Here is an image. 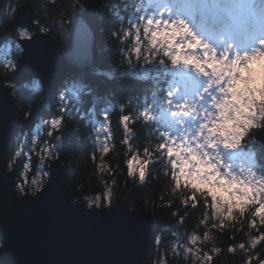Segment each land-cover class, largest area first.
<instances>
[{"label":"snow or ice","instance_id":"obj_1","mask_svg":"<svg viewBox=\"0 0 264 264\" xmlns=\"http://www.w3.org/2000/svg\"><path fill=\"white\" fill-rule=\"evenodd\" d=\"M122 4L123 8L121 4L113 6L121 11H106L99 21H94L79 14L83 5L75 0L67 5L62 0H48L47 4L35 0L30 8L9 6L0 20L6 37L0 44L7 48L0 58V210L8 201L17 204L14 189L25 190L23 184H15L14 177L19 173L13 165L23 158L24 166L30 170L32 155L38 153L40 176L51 174V179L45 187L43 179L38 183L25 178L24 183L38 195L35 201H20L18 206L39 203L73 216L112 219L84 212L79 203L73 207L62 171L53 166L49 170L47 165L49 159L60 158L65 121L73 111L83 112L74 105L91 97L81 119L90 122L94 150L108 154L115 147L108 141L114 137L111 115L119 112L122 146L131 145L136 124H141L155 141L154 148L147 144L143 147L144 159L134 157L139 159L138 171L132 161L128 162L127 176L143 183L148 167L166 161L173 190L187 193L180 201L184 211L203 208L198 221L204 229L202 233L185 229L181 236L179 228L188 217L180 212L171 214L177 223L167 247L174 257L191 259L193 264H215L225 251L234 255L239 249L246 253L244 264H252L253 260L264 264L262 253L255 251L264 244V162L259 158L264 145L257 149L260 141L254 138L256 131L264 132V86L250 87L262 75L257 71V61L264 59V0H141L139 12L143 15L137 14L135 21L125 11L129 7L127 0ZM61 8L73 25L67 59L60 64L32 59L38 42L58 26L55 19H48V10L59 12ZM58 19L63 23L64 16ZM114 21H127L128 27H115ZM97 29L106 30L116 41L117 54L124 64L132 67L133 59L138 64L144 61L151 66L146 71L162 72L166 79L181 85V93L163 88L162 95L153 92L142 103L126 93L119 103L106 102L97 110V104L106 97L94 94L89 76L117 79L114 72L94 67L97 55L105 51L100 48L98 54L93 53ZM68 69L70 75H65ZM129 78L139 79L140 73L133 69ZM13 94L22 103L25 98L35 100L47 94L55 99L57 110L50 117L39 116V125L33 131L31 125L37 114L30 103H25L24 111L17 112L10 99ZM14 117L25 121L19 131L11 126ZM41 132L45 133L43 140ZM100 199L96 197V201ZM103 199L111 207L110 189L104 192ZM88 207L100 208L101 204L93 201ZM117 214L137 219L120 209L113 215ZM237 223L241 225L239 231L243 232L245 225L249 229L248 240L226 248L218 246L216 233L223 235L229 226L235 230ZM229 238L236 240L234 234ZM4 239L7 257L9 242ZM153 239L158 249L163 246V235L153 234ZM3 264L18 262L6 259ZM162 264H167V253Z\"/></svg>","mask_w":264,"mask_h":264},{"label":"trees","instance_id":"obj_2","mask_svg":"<svg viewBox=\"0 0 264 264\" xmlns=\"http://www.w3.org/2000/svg\"><path fill=\"white\" fill-rule=\"evenodd\" d=\"M141 0H127L129 7L126 8V13L129 19L135 21L137 14L143 15L139 12V2ZM61 0H57L60 3ZM63 4L67 5L71 0H62ZM76 3L83 5L82 10L85 15L94 21H99V18L105 15L106 11H121L123 8L122 0H75ZM35 0H7L6 9L2 13L0 20L9 11V6L16 7L19 5L20 8L26 4L33 5ZM48 0H41V4H47ZM121 4V8L114 9L113 6ZM105 5L108 8L105 9ZM134 5L135 7H132ZM48 19L58 18L67 14L64 9L61 8L59 12L49 9ZM71 9H69V12ZM6 26V25H5ZM115 27H128V22L119 23L114 21ZM4 30V27H0V32ZM97 33V48L98 52L100 48L105 49L102 55H98L97 62L94 67L104 69L106 71H112L116 75L117 79L109 81L105 78L91 77L89 82L92 84L94 94L99 93L106 97L105 100L100 101L97 104V110L103 106L106 102L119 103L124 98L125 94H131L139 98V102L142 103L145 96L150 99L151 93L156 92L157 95H162L161 89L167 88L175 90L178 86L172 79H166L162 72L155 70L146 71L151 66L146 65L144 61L138 62L133 59L132 67H128L121 61L120 56L117 54L116 41L107 35V31ZM131 41H129L130 46ZM7 52V48L3 46L0 49V58H2ZM143 65V67H140ZM133 69L140 73L139 79H131L129 75L132 74ZM2 73V69H0ZM264 85V84H263ZM97 86V87H96ZM181 90V85L178 87ZM15 96V94H14ZM16 98V96H15ZM18 105L20 106L21 112L24 111L25 103H30L34 113L37 114V119L31 125L33 131L36 130L39 125V116H47L55 114L57 110L56 101L54 98L49 104L42 110H40V103L42 97H36L35 100L25 98L24 103L20 99L16 98ZM91 97H86L81 103H76L75 108H82L83 112L73 111V115L70 119L65 121V128L63 130V146L59 148L60 161L64 165L70 177V188L72 191L83 195L86 207L89 202H99L102 209L109 213L112 211L116 198L123 192L128 193L129 205L131 209L136 212L148 214L154 218L155 226L150 238V250H151V261L152 264H158V261L162 262L165 259V253H167V264H193L191 259H183L182 257H174L171 250L167 247L169 242L173 239L171 233L176 225V220L173 219V212H180L181 215L187 216L188 219L183 226L179 228L181 236L184 235L185 229L191 231L196 230L200 233L204 231L202 227L198 225V221L201 218V212L203 208L193 212L191 208L184 211L181 199L186 192L180 190H173V184L170 176V169L167 166V162L156 163L146 169L148 173L145 182L141 183L138 179H134L127 176V165L129 161H134V157L144 159L143 147L147 146L152 149L155 146V141L149 138L147 130L141 125H135V133L132 139V143L128 147H124L120 144L122 139V132L118 126L119 112H113L111 115L112 132L114 137L109 140L112 147L108 154H102L98 150H94L93 142L89 137L91 131L90 122L87 119H81V115L87 112ZM25 124V121L21 117L20 126ZM19 126V130H20ZM25 131L28 128L25 127ZM45 138V133H40V139ZM260 143L257 144V149H260L264 145V132L256 131L254 134ZM15 144V139L14 142ZM38 153H33L31 168L24 166L23 158H20L16 164L13 165V169L19 172L17 185L23 184L25 194H31L28 185L24 183L25 178L28 182L33 179L39 183L41 179L44 181V186L48 176L41 178L40 173L36 166V157ZM264 162V153L259 157ZM47 161L49 165L50 161ZM139 160V159H138ZM115 181V183H113ZM111 190V207L103 199V194L107 190ZM101 197L99 201H96V197ZM171 205V206H169ZM92 209V208H90ZM191 214V215H189ZM241 225L236 224L235 230L229 226L225 230L224 234L221 235L216 233V244L222 248H226L229 244L246 242L248 240L247 233L249 229L245 225L244 231H239ZM264 231V229H261ZM153 234L163 235L164 242L163 246L159 249L154 243ZM236 236V240H230L231 235ZM255 235V232L252 233ZM0 244L2 240L0 238ZM211 244H207L206 247H211ZM3 247V246H2ZM2 247H0V264H3V253ZM256 252L262 253L261 258L264 259V244H261ZM246 253L237 249L234 255L227 253L226 251L221 257H218L215 264H244ZM252 264H257L256 260H253Z\"/></svg>","mask_w":264,"mask_h":264},{"label":"water","instance_id":"obj_3","mask_svg":"<svg viewBox=\"0 0 264 264\" xmlns=\"http://www.w3.org/2000/svg\"><path fill=\"white\" fill-rule=\"evenodd\" d=\"M6 4L7 0H0V17L6 9ZM31 6L26 4L20 9ZM79 14L86 16L82 9L79 10ZM54 19L58 26L53 28L46 39L38 42L33 50L32 59L54 64H60L67 59V49L73 39L71 35L73 25L66 17L63 23L58 18L51 20ZM5 38L3 30L0 32V41ZM3 46L0 44V49ZM93 53L98 54L96 31ZM70 71V69L66 70L65 75H70ZM52 98L47 94L42 96L40 110L44 109ZM10 99L14 101L16 111L21 112L14 94ZM10 123L16 131H19L21 117H14ZM62 146L63 141L60 148ZM2 164L3 161L0 160V166ZM52 166L59 167L66 178L67 192L73 197L71 200L73 207L79 203L83 205L84 212H97L102 217L112 219L73 216L60 208L39 203L18 206L20 201H35L36 196L25 194L20 197L14 189V200L17 204L8 201L6 207L0 210L3 262L7 259L18 264H152L150 238L155 226L152 216L131 209L126 191L116 198L109 213L98 208H87L83 195L71 190L69 174L60 159L52 160L48 166L49 170ZM18 177L19 175L14 177L16 185ZM50 179L51 174L47 177L45 187ZM117 209L130 213L132 218L137 219L132 220L120 214L114 216ZM146 221H150L151 224L146 225ZM4 238L9 242L7 257L5 256L7 243Z\"/></svg>","mask_w":264,"mask_h":264},{"label":"rangeland","instance_id":"obj_4","mask_svg":"<svg viewBox=\"0 0 264 264\" xmlns=\"http://www.w3.org/2000/svg\"><path fill=\"white\" fill-rule=\"evenodd\" d=\"M140 3H141V1L138 4L140 5ZM257 65H258L257 71L259 73H261L262 75L257 78V82L254 84H259V87H261V86H264L262 84V81H264V59L258 60ZM197 79H200V78H197ZM178 87H179V84H178L177 88L175 89V91L179 95L181 93V90ZM259 87H257V88H259ZM133 167L135 169H137V171H138V169H139V160L138 159H135L133 161Z\"/></svg>","mask_w":264,"mask_h":264},{"label":"clouds","instance_id":"obj_5","mask_svg":"<svg viewBox=\"0 0 264 264\" xmlns=\"http://www.w3.org/2000/svg\"><path fill=\"white\" fill-rule=\"evenodd\" d=\"M250 87H259V84H253V85H250ZM256 95H257V97H258V96H259V93H256ZM38 187H42V185H38ZM29 190H30V192H31V195L35 196V195L37 194V192H36L35 190H32L31 188H29ZM24 192H25V190L22 191V192H19V193H20L21 195H23ZM2 246H3V245L0 244V247H2Z\"/></svg>","mask_w":264,"mask_h":264}]
</instances>
